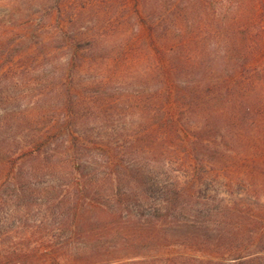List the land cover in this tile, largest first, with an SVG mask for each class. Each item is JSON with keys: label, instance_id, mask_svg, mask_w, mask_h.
<instances>
[{"label": "trees", "instance_id": "1", "mask_svg": "<svg viewBox=\"0 0 264 264\" xmlns=\"http://www.w3.org/2000/svg\"><path fill=\"white\" fill-rule=\"evenodd\" d=\"M195 4L202 42L190 62L163 50L153 21V186H124L150 178L110 148L87 162L82 151L56 157L84 126L68 89L59 99L67 121L44 133L0 116V211L7 224L33 214L60 232L43 251L30 236L7 238L0 264H55L79 246L109 244L107 254L135 240L183 252L122 264H264V0ZM93 171L112 186H87ZM41 177L50 188L35 198Z\"/></svg>", "mask_w": 264, "mask_h": 264}, {"label": "rangeland", "instance_id": "2", "mask_svg": "<svg viewBox=\"0 0 264 264\" xmlns=\"http://www.w3.org/2000/svg\"><path fill=\"white\" fill-rule=\"evenodd\" d=\"M195 1L159 0L158 7L153 0H0V116L8 113L18 124L34 128L36 135L44 133L58 119L67 121L59 115V99L68 89L84 129L75 133L76 145L65 144L64 150L59 146L56 157L61 161L65 150L67 155L82 151L80 158L89 161L91 154L102 155L110 148L124 155L123 166L132 165L150 178L147 185L135 178L124 186H153V21L154 39L163 40V50L173 49L190 62L198 51L195 40L202 42L195 34L200 24L191 9L198 7ZM93 172L87 186H112ZM5 176L0 174V183ZM49 185L47 177L36 179L34 197L40 198ZM36 218L32 214L20 225L7 224L9 212L4 208L0 243L27 235L29 247L43 251L55 231ZM110 248L102 243L95 251L79 246L55 264H122L141 256L183 252L177 246L157 248L152 242L136 246V240L121 242L106 254Z\"/></svg>", "mask_w": 264, "mask_h": 264}]
</instances>
